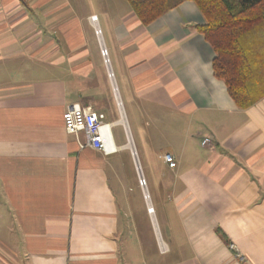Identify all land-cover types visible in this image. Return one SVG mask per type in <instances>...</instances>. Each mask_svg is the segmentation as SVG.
Listing matches in <instances>:
<instances>
[{
	"label": "crops",
	"instance_id": "0c3cea01",
	"mask_svg": "<svg viewBox=\"0 0 264 264\" xmlns=\"http://www.w3.org/2000/svg\"><path fill=\"white\" fill-rule=\"evenodd\" d=\"M205 22L194 0L148 24L128 0H0V264H264V67L239 105ZM73 103L116 153L67 133Z\"/></svg>",
	"mask_w": 264,
	"mask_h": 264
},
{
	"label": "trees",
	"instance_id": "16d2710c",
	"mask_svg": "<svg viewBox=\"0 0 264 264\" xmlns=\"http://www.w3.org/2000/svg\"><path fill=\"white\" fill-rule=\"evenodd\" d=\"M182 1L128 0L143 24L152 22ZM194 1L206 18L197 29L214 47L215 74L226 81L239 105H250L247 83L264 67V0Z\"/></svg>",
	"mask_w": 264,
	"mask_h": 264
},
{
	"label": "built area",
	"instance_id": "2783aa9c",
	"mask_svg": "<svg viewBox=\"0 0 264 264\" xmlns=\"http://www.w3.org/2000/svg\"><path fill=\"white\" fill-rule=\"evenodd\" d=\"M91 18L93 21L97 20L95 15ZM95 33L97 36H101V29L97 25L95 26ZM101 53L108 64L107 49L102 47ZM109 75L112 77L111 72ZM118 105L120 106V102H118ZM63 120L65 130L67 133L75 135L81 147L91 146L104 154H112L118 151L113 134V122L109 120L105 110L94 108L91 105L84 106L81 103H73L64 111ZM81 134L84 135L85 142L80 141ZM207 142H209V139L205 138L202 144L205 145ZM164 159L169 167L174 168L177 166L175 157L171 153H166ZM139 182L141 186L146 184L143 177H140ZM145 197L148 199V194ZM153 211V207L149 206V212L152 213ZM229 247L237 251L233 242L229 243ZM236 254L240 256L238 252Z\"/></svg>",
	"mask_w": 264,
	"mask_h": 264
},
{
	"label": "rangeland",
	"instance_id": "374dc122",
	"mask_svg": "<svg viewBox=\"0 0 264 264\" xmlns=\"http://www.w3.org/2000/svg\"><path fill=\"white\" fill-rule=\"evenodd\" d=\"M91 6H92V4L89 5V8H92ZM118 101H119V100H118ZM118 108H119V106H118ZM114 131H115V133H116V129H115ZM2 223H4V222L0 221V225H1Z\"/></svg>",
	"mask_w": 264,
	"mask_h": 264
},
{
	"label": "bare ground",
	"instance_id": "6f19581e",
	"mask_svg": "<svg viewBox=\"0 0 264 264\" xmlns=\"http://www.w3.org/2000/svg\"><path fill=\"white\" fill-rule=\"evenodd\" d=\"M93 21V20H92ZM94 23H96V20L95 21H93ZM119 102H120V99H119ZM123 121H125V119L123 118ZM132 145V144H131ZM163 245V247H165V245L164 244H162Z\"/></svg>",
	"mask_w": 264,
	"mask_h": 264
}]
</instances>
